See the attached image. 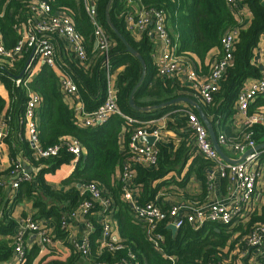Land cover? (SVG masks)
Here are the masks:
<instances>
[{
    "label": "trees",
    "instance_id": "1",
    "mask_svg": "<svg viewBox=\"0 0 264 264\" xmlns=\"http://www.w3.org/2000/svg\"><path fill=\"white\" fill-rule=\"evenodd\" d=\"M110 0H98L99 18L113 41L109 51L111 73L120 67L123 70L117 77L116 102L127 115L136 119H152L167 111L179 108L180 104L153 109L136 111L129 104L132 89L142 75L139 59L127 51L124 43L117 37L107 21V7ZM148 7L163 9L166 23L170 28L172 44L176 45L175 55L183 61H194L197 72L200 68L211 70L210 54L221 58L224 55L222 38L229 30H237L233 51V63L227 68L215 93L211 104L202 103L190 93L188 87L181 86L175 78L163 79L156 77L153 61L154 42L146 32L141 39H136L125 27L124 13L126 4L113 0L109 15L116 28L128 42L143 56L147 64V73L142 85L135 93L134 101L138 106H152L179 96H189L200 102L204 112L210 118L217 138L224 135L226 139L247 143L264 141V123H254L235 132L232 121L237 117V99L246 80L257 77L261 73V64L255 61L257 49L264 36V3L261 0H242L252 17L249 22H242L228 7L226 0H140ZM40 2L51 6V13L64 11L72 20L75 30L81 36L88 66L82 64L72 52L66 51L57 39L56 57L58 68L70 74L75 80L80 99L87 112L96 110L108 94V76L104 67L106 55L95 48L93 25L83 0H0V34L5 49L12 50L21 40L23 33L17 26L32 17L33 8ZM30 49H25L17 57L9 58L0 55V79L9 92V104L0 96V116L4 114L7 129L4 142L9 146L10 166L0 171V264L9 260L15 251L14 234L18 223L13 216V208L17 203L30 200L33 203L34 219H54V239L65 240L69 230L63 228L62 222L67 216L77 212L80 205L89 198L83 193L80 185L88 182L97 184L110 196L119 225V242L124 245L122 250L111 252L103 249L99 253L101 226L97 223V215L101 209L99 203L88 212V218L94 224L91 233V252L82 256L72 249L68 258H60L51 249L46 252L34 245L25 248V257L21 264H116L128 254L137 257L139 264H211L224 262L238 264L240 260L233 253L241 247L240 237L245 235L249 227L264 225V202L253 212L247 229L226 227L206 223L195 229L185 224L175 233L166 222L158 224V230L165 235L160 251L151 246L142 225L133 221L132 207L123 197V186L120 175L124 171V162L131 155L128 147L134 129L138 123H130L123 117L113 114L105 122L86 127L77 118L73 98L68 97L61 87V80L53 66L43 64L41 70L28 79L27 70ZM21 79V84L16 80ZM27 79V80H26ZM39 96V104L34 112L36 123L37 144L45 149L58 146L57 155L37 158L26 129L25 113L30 94ZM197 112L196 108H193ZM264 113V96L252 102L247 110L248 116ZM185 117L184 122H188ZM124 132L125 147L121 146V133ZM249 140H246V136ZM183 140L175 149L163 144L157 145V164L153 168L132 163L134 170L133 190L135 199L140 204L155 202L169 208L156 196L173 192L169 185L185 188L195 174L202 180V191L190 196V205L195 207L207 204L210 180L205 178L208 170L214 165L211 160L191 150H196L194 132L187 127L182 134ZM73 140L78 141L84 151L76 161L75 168L60 186L54 187L46 182L45 175L54 173L63 164L71 163L74 155L69 151ZM192 156L189 170L181 177L184 164ZM26 164L30 178L24 174L16 179L18 186L12 184L16 175V166ZM21 168V167H20ZM227 177L224 178V184ZM5 190V191H4ZM67 245H69L67 243ZM70 246V245H69ZM71 247V246H70ZM173 258L174 260H172Z\"/></svg>",
    "mask_w": 264,
    "mask_h": 264
},
{
    "label": "built area",
    "instance_id": "2",
    "mask_svg": "<svg viewBox=\"0 0 264 264\" xmlns=\"http://www.w3.org/2000/svg\"><path fill=\"white\" fill-rule=\"evenodd\" d=\"M94 30L95 48L98 52L106 55L104 67L108 76V94L105 101L94 111L87 112L84 106L75 104V113L78 120L86 127L95 126L105 122L111 115L117 114L130 123H138L131 139L129 141L130 156L124 162V171L120 178L124 183L122 188L123 197L130 202L132 207L133 221L143 225L147 238L151 246L156 250L160 249L161 243L165 240V235L159 231L158 224L166 222L173 225L177 230L185 224H191L195 229L201 228L206 223L222 225L226 227H240L247 229L250 216L255 211L254 196L256 192V183L260 175L261 161L260 151L256 150L257 143L250 140L247 143L236 142L226 139L224 135L218 138L220 145H229L235 151L245 154L252 151L238 163H221L220 156L212 144L209 131L197 113L191 110H185L188 117V124L195 135L196 153L220 164L222 175L227 177L228 189L233 194L234 200L230 205L222 202H214L205 206L195 207L192 205L174 204L169 208H164L155 202L140 204L134 200L132 193L134 170L132 163L143 165L146 168H153L157 164L158 150L153 146L147 145L142 141L143 137L149 135L157 136V131L150 127L151 121L139 122L125 114L116 102L117 85L110 82L111 67L109 61V51L113 47V41L102 24L98 14V0H83ZM126 5L124 13V24L126 29L133 35L144 33L154 34L165 44L168 49L155 50L153 58L157 73L163 78L173 77L182 72L185 80L191 82L195 96L206 104L214 101L215 93L219 90L220 82L227 71V68L233 63L234 44L236 42L237 30H229L222 38L224 55L221 58H213L211 61V70L208 75H200L193 65L192 61H183L175 55V46L172 44L170 34L167 28L166 16L163 9L148 7L141 3L135 4V0H120ZM233 13L237 12L238 6L242 0H226ZM264 3V0H261ZM23 36L18 45L12 50L5 49L0 34V55L9 58H15L23 50L30 49L32 54L29 58L27 70L30 72L28 79L37 74V67L43 64L53 66L58 71L61 80V87L68 97L79 95L78 86L73 77L57 66L56 42L57 39L62 42L66 51L72 52L75 57L85 66H88L87 54L81 36L75 30L74 24L70 17L64 11L51 13V6L47 2H40L33 8L32 17L24 24L17 26ZM139 40V38H136ZM141 39V38H140ZM257 63L261 64L260 76L250 84H245L238 95L237 108L247 116L248 124L264 123V113L259 115L248 116L247 110L252 102L260 95L264 94V57ZM27 80V79H26ZM22 80L17 79L16 84H21ZM80 96V95H79ZM39 104V96L35 93L30 94L27 110L25 113L26 129L37 158H46L57 155L58 146H50L42 149L37 144L36 123L34 121V112ZM5 132L0 131V140H3ZM246 136V140H249ZM69 151L74 155L73 162L78 161L82 155L78 141L73 140L70 144ZM25 163L16 166V175L12 177L14 187L18 186L16 179L22 174L30 178L25 167ZM21 167V168H20ZM213 173V172H212ZM211 178V175L209 176ZM83 193H88L86 199L77 212L67 217L62 222L63 228H70L69 219L77 215L88 219L90 230L81 237L72 235L69 238V245L82 256H88L91 252L92 242L91 233L94 230V224L88 218L89 210L95 203L101 205L97 215V223L101 226V236L99 238V253L103 249L111 252L122 250L124 245L119 242L118 238L113 235L112 218L114 217L115 208L110 196L105 195L104 190L93 182L80 185ZM44 219H34L28 217L17 229L14 234L15 240V259L16 263L21 264L25 256L26 235L31 233L37 241L39 248L46 249L55 244L52 232L46 225ZM241 247L234 249L233 253L238 257V264H264V225L258 224L249 227L247 233L239 239ZM160 251V250H159ZM174 260L173 258H171ZM116 264H139L137 257L133 254L123 257ZM211 264H230L226 259L224 262H215Z\"/></svg>",
    "mask_w": 264,
    "mask_h": 264
},
{
    "label": "crops",
    "instance_id": "3",
    "mask_svg": "<svg viewBox=\"0 0 264 264\" xmlns=\"http://www.w3.org/2000/svg\"><path fill=\"white\" fill-rule=\"evenodd\" d=\"M138 3H139V0H135V4L139 5ZM228 7L233 12V9L230 8L229 5H228ZM237 12L239 13L237 16H239L240 18L242 16L244 17V20L242 22H249L251 20L252 14L248 10L247 7L243 6L242 2L237 8ZM234 14L236 15V13H234ZM167 28H168V31L170 34V28L168 27V24H167ZM149 35L152 37L153 42L155 44L154 53L156 52L155 50L159 51V50L168 49L165 46V44L162 43L158 39V37L154 34V32H152ZM133 36L135 38H139V39L141 37H143V35H141V34H135V35L133 34ZM173 45L175 46V49H176V45L175 44H173ZM55 46L57 48V43ZM154 53H153V55H154ZM216 57H218V56L212 53L209 55L208 58L210 61H212L213 58H216ZM263 57H264V36H262L260 47L257 49L255 61L258 62ZM57 60L61 61L60 57L57 56ZM153 61H154V65H155V59L154 58H153ZM193 65L195 68L197 67L196 64L194 63V61H193ZM41 68H42V65L37 67V73L41 70ZM122 70H123V67H120L111 74V76H110V82L111 83L117 85V77H118V74ZM155 71H156V77L157 78H163V77L158 75L156 65H155ZM200 71H201L202 75H208L210 72V71L205 70L203 67L200 68ZM56 72L58 73L57 70H56ZM259 76L248 78L246 80L245 84L252 83ZM170 78L177 79L181 86L188 87L190 90V93L195 96L191 82H188V80H185L184 74L182 72L177 73L173 77H168V78H163V79H170ZM0 96H2L7 101L6 107H8L9 100H10L9 92H8L4 82L1 79H0ZM260 96H264V94H262ZM73 97H74V99H73L74 103L77 106H81V105L83 106V103H82L79 95H75ZM198 103L200 104V102H198ZM202 103H204V102H202ZM175 104H180L181 106L179 108L171 109L164 114H160L158 116L152 117V119H149V120L148 119H146V120L137 119L139 122H147L148 123L149 121H151V123H149L150 127L152 128L153 131L154 130L157 131V136H155V135L147 136V137L153 136L156 138V140L152 144H150V146H153L155 149H157L158 144H163V145L168 146L170 148L176 149L181 144V142L183 140V136H182L183 132L186 130L187 127H190L188 122L187 123L184 122V119H185V117H187L185 115V110L187 109V110L193 111V109L191 108L192 106H190L189 104H187L185 102L175 103ZM171 105H174V104H171ZM171 105H168L166 107H169ZM200 106H201V104H200ZM193 108H195V107H193ZM236 108H237V105H236ZM237 111H238V113L236 115L237 117L235 118L234 121H232L233 126H234V130L236 133L239 132L240 130H242V128L246 127L248 124L247 116L243 115L238 110V108H237ZM194 113H197L199 116L198 110H197V112H194ZM186 119L188 120V118H186ZM6 129H7V124L5 122V116H4V114H2L0 116V131L5 132ZM143 142L146 143L147 145H149L147 141H143ZM194 142H195V138H194ZM263 142H260V143H263ZM120 143H121V146L124 148L125 147L124 132L121 133ZM260 143H257V145ZM220 146H221V149L224 152V154L228 158H230L231 160H237V159L241 158L243 155V154L235 151L229 145H220ZM195 148H196V145H195ZM259 151H260V161H261V166H260L261 172H260V175H259V177L257 179V183H256V192H255V196H254L255 210L264 202V148H261ZM191 152H196V150H191ZM158 153H159V151H158ZM157 158H158V155H157ZM220 159H221L220 160L221 163H224V162L226 164L229 163L228 161L222 159L221 157H220ZM191 161H192V156H191V158H189L187 163L184 164V167L182 169V173L180 175L181 177H183L187 173V171L189 170ZM211 162H213L214 165L212 166V168L210 170L207 171V173L205 175V178L208 181L210 180V183H211L210 188H209L210 190H208V197H207L208 201H207L206 205L214 203V202H222V203H225L227 205H230L234 200V196L232 193H230V191L228 189V180L224 184V178L225 177L222 175V170L220 168V164H218L214 161H211ZM75 163L76 162L72 161L71 163L63 164L54 173H47L45 175L46 182L53 185L54 187L60 186L62 181L65 178H67L68 176H70V174L74 170ZM9 166H10L9 146L4 142V140H0V171L6 170ZM210 175H211V178L209 177ZM190 178L191 179L189 180V182L187 183V186L185 188H180L177 186L175 187V185H169V188H171V190H173V192H167V193L163 194L162 197H161V194H159L156 196V200H159V198H160L162 200V202L166 205H170V204L190 205L189 197H187V196H190V200H191V198H192L191 196H196L202 191V180H201V178L195 174H193ZM132 193L134 196V200L136 201L133 189H132ZM33 212L34 211H33L32 201L25 200V201H22L20 203H17L13 208V216L15 217V220L18 223V227L28 217L32 216ZM115 214H116V212L114 213V217L112 218L113 235L115 237L119 238L120 237L119 225L117 223ZM67 217H69V216H67ZM44 220L47 223L46 225L49 227L50 231H54V227H55L54 219L52 217H49V218H46ZM69 225H70V228H68L69 235L67 236V238L65 240L56 238L55 244L48 247L49 249H51L50 251H52L54 253L55 252L58 253L60 258H62V259H64V258L66 259L71 255L72 247L67 245V243L69 244V238L72 235L77 236V237H81L84 233H86L90 230V227L88 224V219L82 218L78 215L76 217L69 219ZM26 236L27 237H26L25 248L29 249L32 246L37 245V241L34 238L33 234H31L29 232V233H27ZM40 249H41V252H43V253H45L47 250V249H42V248H40ZM56 253H55V255H57ZM16 261H17V259H15V256H12L9 260L4 261L3 264H19V263H16Z\"/></svg>",
    "mask_w": 264,
    "mask_h": 264
},
{
    "label": "water",
    "instance_id": "4",
    "mask_svg": "<svg viewBox=\"0 0 264 264\" xmlns=\"http://www.w3.org/2000/svg\"><path fill=\"white\" fill-rule=\"evenodd\" d=\"M112 1L113 0L109 1L108 7H107V21H108L110 27L112 28V30L117 35V37L124 43L127 51L130 52L131 54L135 55L139 59L141 65H142V75H141L139 81L137 82V84L132 89V92H131L130 97H129L130 106L136 111H151L153 109H159V108H163V107H166L168 105H171V104L182 103V102H185V103L189 104L190 106L195 107L199 112V116H200L201 120L203 121V123L206 125V127L208 129L210 138L212 140V144H213L214 148L217 150L220 157L222 159L228 161L229 163H233V164L241 162L245 158V156L252 151V149L247 151L245 154L242 155L241 158H239L237 160H231L230 158H228L221 149V146L219 144V141H218V138H217V135L215 133V130H214V127H213L211 120L209 119L207 114L204 112V110L202 109L200 104L195 99H193L189 96H179V97L173 98L171 100L162 102V103L157 104V105L144 106V107L138 106L135 103L134 96H135L136 91L142 85V83L145 79V76L147 73V64H146L143 56L128 42V40L125 38V36L116 28V26L111 21V18L109 15V10H110ZM155 140H156V138L153 136H151V137L146 136V137L142 138V141H147L149 145L152 144ZM33 146H34V144H33ZM261 148H264V142L258 144L255 149L259 151ZM169 228L172 230L173 233H175L177 231V229L173 225H169Z\"/></svg>",
    "mask_w": 264,
    "mask_h": 264
}]
</instances>
